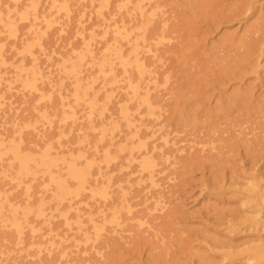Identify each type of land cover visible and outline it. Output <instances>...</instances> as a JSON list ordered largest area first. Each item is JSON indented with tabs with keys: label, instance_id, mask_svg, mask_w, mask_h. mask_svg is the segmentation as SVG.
<instances>
[{
	"label": "rangeland",
	"instance_id": "374dc122",
	"mask_svg": "<svg viewBox=\"0 0 264 264\" xmlns=\"http://www.w3.org/2000/svg\"><path fill=\"white\" fill-rule=\"evenodd\" d=\"M0 264H264V0H0Z\"/></svg>",
	"mask_w": 264,
	"mask_h": 264
},
{
	"label": "bare ground",
	"instance_id": "6f19581e",
	"mask_svg": "<svg viewBox=\"0 0 264 264\" xmlns=\"http://www.w3.org/2000/svg\"><path fill=\"white\" fill-rule=\"evenodd\" d=\"M145 63V62H144ZM137 68H138V71L140 72V73H142L143 71H145V69H144V65L142 64V63H137ZM135 80V79H134ZM133 90H136V89H133ZM134 93V96H137V93H136V91H134L133 92ZM152 97V96H151ZM150 97V98H151ZM143 103H146L149 107H151V102L149 101V99H147V98H144L143 99ZM153 103H154V101H153ZM144 110V109H143ZM142 154V153H141ZM146 165H147V167L148 168H150V166L151 165H148V163H146ZM146 167V166H145ZM119 199V198H118ZM133 205V204H132ZM121 217H124V216H121ZM130 218V217H129ZM134 219V218H133ZM126 220V219H125ZM100 222V221H99ZM108 229V228H107ZM103 235V234H102ZM106 235V234H105ZM107 237V236H106ZM103 239V238H102ZM110 239V238H109ZM108 239V237H107V240H109ZM104 240V239H103ZM103 243H106V242H102V244ZM96 246V245H95ZM51 258V257H50ZM51 260V259H50Z\"/></svg>",
	"mask_w": 264,
	"mask_h": 264
}]
</instances>
